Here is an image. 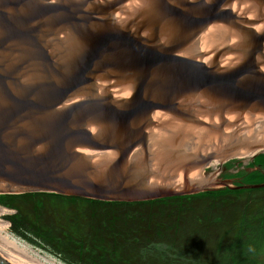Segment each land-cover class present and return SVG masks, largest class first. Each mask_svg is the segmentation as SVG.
Returning a JSON list of instances; mask_svg holds the SVG:
<instances>
[{
  "label": "water",
  "instance_id": "95a60500",
  "mask_svg": "<svg viewBox=\"0 0 264 264\" xmlns=\"http://www.w3.org/2000/svg\"><path fill=\"white\" fill-rule=\"evenodd\" d=\"M263 155L264 0H0V195L260 188Z\"/></svg>",
  "mask_w": 264,
  "mask_h": 264
},
{
  "label": "trees",
  "instance_id": "16d2710c",
  "mask_svg": "<svg viewBox=\"0 0 264 264\" xmlns=\"http://www.w3.org/2000/svg\"><path fill=\"white\" fill-rule=\"evenodd\" d=\"M0 206L12 236L62 264H264V187L137 202L1 194Z\"/></svg>",
  "mask_w": 264,
  "mask_h": 264
},
{
  "label": "rangeland",
  "instance_id": "374dc122",
  "mask_svg": "<svg viewBox=\"0 0 264 264\" xmlns=\"http://www.w3.org/2000/svg\"><path fill=\"white\" fill-rule=\"evenodd\" d=\"M0 209L1 210L5 209V211L3 212V215L0 217V221L3 222L2 224L4 225L6 224L5 228H0V244L7 246L11 248L12 250L40 264H62L59 260L51 256L50 254L43 252L37 248H33L32 246L28 245L24 241L19 240L16 237L12 236V234H10L8 231L9 224L7 220L5 219V216L12 213V211L10 209H7L1 206H0ZM258 258H260L261 260H264V253L261 256L259 255Z\"/></svg>",
  "mask_w": 264,
  "mask_h": 264
},
{
  "label": "bare ground",
  "instance_id": "6f19581e",
  "mask_svg": "<svg viewBox=\"0 0 264 264\" xmlns=\"http://www.w3.org/2000/svg\"><path fill=\"white\" fill-rule=\"evenodd\" d=\"M2 209H3V208H2ZM4 211H5V209H4V210H1V209H0V217L3 215V212H4ZM2 223H3V222L0 221V226H1L0 228H5L6 224L4 225V224H2ZM2 239H3V238H2ZM4 241H5V240H4Z\"/></svg>",
  "mask_w": 264,
  "mask_h": 264
},
{
  "label": "clouds",
  "instance_id": "9594fccd",
  "mask_svg": "<svg viewBox=\"0 0 264 264\" xmlns=\"http://www.w3.org/2000/svg\"><path fill=\"white\" fill-rule=\"evenodd\" d=\"M249 251H252V249H251V248H249Z\"/></svg>",
  "mask_w": 264,
  "mask_h": 264
},
{
  "label": "flooded vegetation",
  "instance_id": "af4514ba",
  "mask_svg": "<svg viewBox=\"0 0 264 264\" xmlns=\"http://www.w3.org/2000/svg\"><path fill=\"white\" fill-rule=\"evenodd\" d=\"M226 178H227V177H226ZM226 178H225V179H226ZM228 178H229V177H228ZM232 179H235V178H232Z\"/></svg>",
  "mask_w": 264,
  "mask_h": 264
},
{
  "label": "built area",
  "instance_id": "2783aa9c",
  "mask_svg": "<svg viewBox=\"0 0 264 264\" xmlns=\"http://www.w3.org/2000/svg\"><path fill=\"white\" fill-rule=\"evenodd\" d=\"M9 226V225H8Z\"/></svg>",
  "mask_w": 264,
  "mask_h": 264
}]
</instances>
